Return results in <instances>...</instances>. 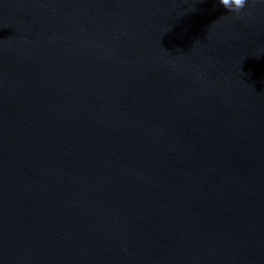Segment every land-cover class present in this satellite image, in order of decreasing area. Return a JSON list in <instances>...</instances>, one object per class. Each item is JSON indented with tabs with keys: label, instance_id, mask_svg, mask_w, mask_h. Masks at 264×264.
<instances>
[{
	"label": "water",
	"instance_id": "1",
	"mask_svg": "<svg viewBox=\"0 0 264 264\" xmlns=\"http://www.w3.org/2000/svg\"><path fill=\"white\" fill-rule=\"evenodd\" d=\"M0 264H264V0H0Z\"/></svg>",
	"mask_w": 264,
	"mask_h": 264
}]
</instances>
